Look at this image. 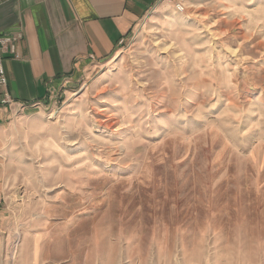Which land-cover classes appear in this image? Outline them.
<instances>
[{"label": "rangeland", "instance_id": "rangeland-1", "mask_svg": "<svg viewBox=\"0 0 264 264\" xmlns=\"http://www.w3.org/2000/svg\"><path fill=\"white\" fill-rule=\"evenodd\" d=\"M21 35L0 28V67ZM7 114L0 264H264V0H159Z\"/></svg>", "mask_w": 264, "mask_h": 264}, {"label": "crops", "instance_id": "crops-1", "mask_svg": "<svg viewBox=\"0 0 264 264\" xmlns=\"http://www.w3.org/2000/svg\"><path fill=\"white\" fill-rule=\"evenodd\" d=\"M159 0H0L2 32H21L15 54H6L8 89L14 109L36 112L61 85L82 75L119 48ZM36 253V248H35ZM51 248V256H55ZM31 264H40L35 257Z\"/></svg>", "mask_w": 264, "mask_h": 264}, {"label": "built area", "instance_id": "built-area-1", "mask_svg": "<svg viewBox=\"0 0 264 264\" xmlns=\"http://www.w3.org/2000/svg\"><path fill=\"white\" fill-rule=\"evenodd\" d=\"M0 66H1V62H0ZM2 67H3V65H2ZM2 67H0V81L2 79H5L4 69Z\"/></svg>", "mask_w": 264, "mask_h": 264}, {"label": "bare ground", "instance_id": "bare-ground-1", "mask_svg": "<svg viewBox=\"0 0 264 264\" xmlns=\"http://www.w3.org/2000/svg\"><path fill=\"white\" fill-rule=\"evenodd\" d=\"M4 68V74L6 75V73H5V67H3Z\"/></svg>", "mask_w": 264, "mask_h": 264}]
</instances>
